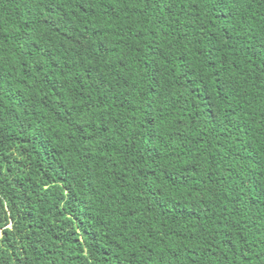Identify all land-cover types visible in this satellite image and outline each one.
Listing matches in <instances>:
<instances>
[{"label": "trees", "instance_id": "obj_1", "mask_svg": "<svg viewBox=\"0 0 264 264\" xmlns=\"http://www.w3.org/2000/svg\"><path fill=\"white\" fill-rule=\"evenodd\" d=\"M0 264H264V0H0Z\"/></svg>", "mask_w": 264, "mask_h": 264}, {"label": "snow or ice", "instance_id": "obj_2", "mask_svg": "<svg viewBox=\"0 0 264 264\" xmlns=\"http://www.w3.org/2000/svg\"><path fill=\"white\" fill-rule=\"evenodd\" d=\"M225 2H227V0H225Z\"/></svg>", "mask_w": 264, "mask_h": 264}]
</instances>
